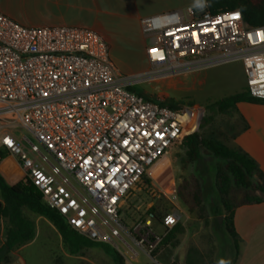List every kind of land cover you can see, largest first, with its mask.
Here are the masks:
<instances>
[{
    "label": "built area",
    "instance_id": "2783aa9c",
    "mask_svg": "<svg viewBox=\"0 0 264 264\" xmlns=\"http://www.w3.org/2000/svg\"><path fill=\"white\" fill-rule=\"evenodd\" d=\"M140 30L148 67L121 74L97 32L24 27L0 13V147L79 235L151 258L181 221L175 183L158 188L152 170L197 130L204 109H171L131 89L238 62L247 93L264 100V25L204 2L198 12L143 17ZM140 193L149 199L143 211L123 212Z\"/></svg>",
    "mask_w": 264,
    "mask_h": 264
},
{
    "label": "crops",
    "instance_id": "0c3cea01",
    "mask_svg": "<svg viewBox=\"0 0 264 264\" xmlns=\"http://www.w3.org/2000/svg\"><path fill=\"white\" fill-rule=\"evenodd\" d=\"M201 3L202 0H0V13L24 27L93 30L108 43L117 70L123 74H138L148 67L140 19ZM241 71L244 84L238 92L245 88L242 66ZM168 85L173 84L168 82ZM236 107L239 122L243 119L247 128L230 138L226 145L248 154L264 173V105L239 103ZM167 168L162 165L156 171L164 172ZM233 224L238 236L235 264H264V203L237 207ZM4 227L0 219V247ZM40 239L44 241L43 246L35 248ZM233 244L232 240L230 245ZM83 249L96 252L87 257L82 254ZM138 254L124 256V264H184L174 263L170 252L161 251L151 258L144 254V260H140ZM102 258L107 264H116L99 245L70 251L58 230L44 219L42 228L35 225L34 239L12 250L4 264H100Z\"/></svg>",
    "mask_w": 264,
    "mask_h": 264
},
{
    "label": "trees",
    "instance_id": "16d2710c",
    "mask_svg": "<svg viewBox=\"0 0 264 264\" xmlns=\"http://www.w3.org/2000/svg\"><path fill=\"white\" fill-rule=\"evenodd\" d=\"M213 13L239 10L243 20L250 26L264 25V0H205ZM250 103L264 105V100L251 97L247 91L221 98L205 106L196 131L185 134L179 140V146L185 152L188 164L198 162L205 153L218 162L215 164V191L220 200L222 223L218 218L214 220L216 228L225 230L234 244L231 246L234 256L231 264H235L237 256L236 240L238 236L233 224L234 210L242 205L264 203V173L258 164L248 154L239 149H233L221 140L214 129H207L215 115H229L237 113V104ZM164 105L171 109H178L181 103L172 100L164 101ZM193 108V105H189ZM247 128V124L240 119L239 131L231 138ZM8 153L0 147V162ZM178 196L190 209L201 205L202 192L198 182L191 184L183 181L178 188ZM0 219L5 223L3 244L0 247V264L7 262V255L14 249L29 243L35 237V223L26 212L48 220L61 234L63 243L72 252L82 246L91 244L105 248L116 264H122L120 255L111 247L91 242L74 231L56 211L50 209L43 196L25 176L16 184L9 185L0 174ZM179 230L176 226L163 241V244L174 237ZM184 264H207L200 253L191 248L184 259Z\"/></svg>",
    "mask_w": 264,
    "mask_h": 264
},
{
    "label": "rangeland",
    "instance_id": "374dc122",
    "mask_svg": "<svg viewBox=\"0 0 264 264\" xmlns=\"http://www.w3.org/2000/svg\"><path fill=\"white\" fill-rule=\"evenodd\" d=\"M204 2L205 0H202L201 4L192 5V7L198 12L202 9ZM241 66L238 62L214 66L158 82L138 84L131 90L152 100H172L181 103L178 106L189 107V105H193L203 109L206 105L230 96L241 89L244 84ZM118 72L123 74L119 69ZM168 82H172L173 85L169 86ZM188 116L189 119H193L192 113H188ZM239 127L238 114L231 113L229 115H215L213 122L207 129H214L219 138L226 143ZM30 139L32 143H35L31 137ZM185 159V152L178 142L154 166L152 170L154 184L158 188H168L173 181L178 191L183 181H190L191 184L196 181L202 192L201 205L190 209L178 196V205L181 211V221L177 225L179 230L168 242L162 243L153 255L161 251L170 252L174 263H183L188 250L194 248L207 264H220V261L231 264L234 256V251L230 245L232 240L225 230L216 228L214 224V220L221 217L218 215L221 204L214 183V166L218 161L205 153H202L201 159L193 164L186 163ZM162 165H166L168 168L164 172L156 171ZM0 174L9 185L16 184L25 177L17 159L13 156H7L0 162ZM148 201L149 199L142 193L131 196L127 203L122 204L123 212L132 211L133 207H140L142 212L143 204ZM26 214L34 221L35 225L42 228L43 218L28 212ZM156 231L161 232V229L156 226ZM43 244L44 241L40 239L35 248H40ZM81 252L90 257L96 251L83 249ZM119 255L124 264V256ZM138 257L140 260H144L143 253H139ZM100 264L107 263L102 258Z\"/></svg>",
    "mask_w": 264,
    "mask_h": 264
},
{
    "label": "water",
    "instance_id": "95a60500",
    "mask_svg": "<svg viewBox=\"0 0 264 264\" xmlns=\"http://www.w3.org/2000/svg\"><path fill=\"white\" fill-rule=\"evenodd\" d=\"M221 221H222V218H221V217H219V218H218V222H219V223H221Z\"/></svg>",
    "mask_w": 264,
    "mask_h": 264
},
{
    "label": "clouds",
    "instance_id": "9594fccd",
    "mask_svg": "<svg viewBox=\"0 0 264 264\" xmlns=\"http://www.w3.org/2000/svg\"><path fill=\"white\" fill-rule=\"evenodd\" d=\"M220 264H225V262L224 261H220Z\"/></svg>",
    "mask_w": 264,
    "mask_h": 264
}]
</instances>
